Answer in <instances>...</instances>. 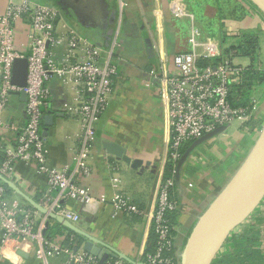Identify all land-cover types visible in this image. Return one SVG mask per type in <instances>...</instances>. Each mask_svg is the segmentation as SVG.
Segmentation results:
<instances>
[{
	"label": "crops",
	"instance_id": "1",
	"mask_svg": "<svg viewBox=\"0 0 264 264\" xmlns=\"http://www.w3.org/2000/svg\"><path fill=\"white\" fill-rule=\"evenodd\" d=\"M19 1L0 0V14L11 2ZM33 1L58 6L61 15L57 20V31L66 33L71 29L76 30L101 48L102 61H111L118 66L119 72L114 79L109 105L96 123V136L89 159L91 172L88 175L75 174L74 178L77 184L88 189L94 197L106 195L111 198L115 192L112 180L119 177L120 189L144 210V215L119 213L114 216L113 207L109 203L92 207L68 199L64 204L80 215V220L75 223L80 228L131 258L143 261L152 243L151 215L159 183L164 177L171 137L167 105L161 94L160 82L152 77L151 71L161 70L163 64L167 70H173V57L177 53L203 50L200 43L195 46L190 43L191 30L186 34L177 25L172 5L176 2L184 7V13H197L195 19H199V28L202 25L210 30L215 26L216 30L211 31L213 34H203L200 39L217 36L221 48H226L227 37L235 39L245 32L256 33L259 36L260 57L264 52L261 45L264 15L246 0H221L222 7L216 3L217 0H207L203 5L201 1L199 6L194 0ZM193 3L198 7L194 8ZM234 6L237 12L232 13ZM202 21L215 23L212 27ZM222 32L227 34L223 41L220 37ZM15 33L16 47L29 54L31 19L25 16L17 20ZM144 33L152 39L153 56L147 51ZM232 46L235 45L228 47ZM49 48L54 52L56 60L61 62L66 43ZM234 55H239L236 49L230 53L233 60ZM47 84L50 95L43 108L42 126L47 161L53 167L72 169L75 166L74 156L80 147L81 128L78 114L69 107L76 104L79 88L58 76H53ZM256 114L259 131L264 123V100ZM46 116L52 117L50 124L46 123ZM4 121L6 124H0V157L14 150L17 144V133L6 125L13 123L22 127L27 121L21 94L12 96L4 112ZM239 135H243L240 130L231 134L225 130L218 134L198 147L181 170L176 197L179 210L174 224L179 259L185 239L195 222L241 163L247 143L243 142L245 139L235 142ZM110 143L121 146L127 156L139 162L137 166L133 167L110 152L107 148ZM8 177L40 203L47 194H50L52 200L59 195V190L49 188L47 176L34 161L17 160ZM8 195L10 199L19 200L24 208L33 210L36 221L44 223L46 228L56 223V220L48 219L15 190L9 191ZM255 212L245 221L243 236L246 241L254 240V246L242 249L240 264H264V210ZM251 230L254 238L248 235ZM69 234V231L63 230L51 241L64 246ZM1 237L0 225V264H44L39 256L40 245L37 241H31L30 246L24 248L27 256L22 263L7 260L1 253ZM48 264H68V256L63 253L52 255L48 258Z\"/></svg>",
	"mask_w": 264,
	"mask_h": 264
},
{
	"label": "built area",
	"instance_id": "2",
	"mask_svg": "<svg viewBox=\"0 0 264 264\" xmlns=\"http://www.w3.org/2000/svg\"><path fill=\"white\" fill-rule=\"evenodd\" d=\"M172 10L174 18H182L185 14L184 7L176 2ZM60 15L57 6L33 0L11 2L0 14V124H6L4 112L12 96L23 90L27 95L25 125H6L17 133V144L14 150H9L0 166V173L9 176L17 160L34 161L47 176L49 188L59 190L57 198L52 200L47 194L41 204L73 223L80 220V215L64 204L68 199L92 207L109 203L114 216L119 213L144 215V210L120 189L119 177L112 180L115 192L111 198L106 195L94 197L75 181V174L88 175L91 172L89 159L96 136V123L109 105L119 70L115 63L102 61L101 48L76 30L58 32L57 20ZM25 16L31 19L29 54L21 52L15 43V22ZM202 36L203 31L193 26L189 41L194 46L200 43L203 50L177 53L173 57V70H167L163 64L161 70L151 71L152 77L160 82L168 110L171 137L166 160L176 165L186 143L219 126L225 125L228 129L238 120L247 121L262 102L255 96L248 106H237L232 102V87L241 83L245 66L223 54L214 37L202 40ZM63 42L66 49L63 60L58 62L49 47L59 46ZM22 57H27L29 63L25 87L14 84L12 80L14 61ZM215 58H218L216 62L201 63L202 59ZM53 76L71 81L79 88L76 104L69 107L78 114L81 128L80 147L74 156L75 166L72 169L53 167L47 161L46 142L42 134L43 108L50 95L47 83ZM175 182V176L163 177L158 186L151 215L158 246L153 252L144 254L143 261L148 264H180L172 232L174 227L170 222V214L179 210V204L172 195ZM0 225L1 253L9 261L22 263L27 256L24 248L30 246L31 241H37L40 245L39 256L44 264H48L50 256L58 253L68 256V264H101L97 256L83 249L59 246L46 239L45 224L36 221L33 210L24 208L17 199H10L1 180ZM107 264L123 262L117 258L108 260Z\"/></svg>",
	"mask_w": 264,
	"mask_h": 264
},
{
	"label": "water",
	"instance_id": "3",
	"mask_svg": "<svg viewBox=\"0 0 264 264\" xmlns=\"http://www.w3.org/2000/svg\"><path fill=\"white\" fill-rule=\"evenodd\" d=\"M264 15V0H250ZM147 51L153 56L154 46L149 34L144 33ZM27 57L17 58L13 64V83L25 87L28 78ZM21 99L25 103L26 92L23 90ZM46 123L50 124L51 116H46ZM227 126H219L210 133L193 140L182 153L175 170V181L181 182V170L193 152L204 143L224 132ZM110 152L119 159L136 167L139 163L124 153L118 144H107ZM0 180L25 198L34 208L46 215L48 219L65 226L69 230L83 237L82 249L98 257L101 264L114 257L125 260L130 264H148L140 261L116 247L83 230L72 221L66 219L53 210L45 207L24 192L8 176L0 173ZM264 201V123L249 152L236 169L227 183L220 189L208 207L199 216L189 232L180 253V264H213L218 253L224 246L231 233L246 221Z\"/></svg>",
	"mask_w": 264,
	"mask_h": 264
},
{
	"label": "trees",
	"instance_id": "4",
	"mask_svg": "<svg viewBox=\"0 0 264 264\" xmlns=\"http://www.w3.org/2000/svg\"><path fill=\"white\" fill-rule=\"evenodd\" d=\"M246 1L256 8V6L250 0H246ZM231 12L232 13L237 12V7L236 6L232 7ZM222 35H223V40H225L227 37V34L225 32H222ZM238 36H239L238 43L235 46H232L231 48H228V47L224 48L223 52L230 56L231 51L233 49H236L239 55L249 57L251 60L250 64L245 66V70H244L241 83L233 85L232 96H231L232 102L235 105L248 106L250 105L253 96L258 97L259 100H264V68L261 66V63L260 64L258 63V59L260 60L259 36L253 32H245ZM217 60L218 58L202 59L201 63L206 64L212 61L216 62ZM258 125H259L258 116L255 113L252 116V120L249 121V125L247 126L250 128L251 131H255L257 130ZM42 126H43V123H42ZM191 142L186 143L182 147V153L185 151V149ZM6 158H7L6 153L0 157V166ZM175 170H176L175 162H172L171 160H167L165 169H164V178L175 176ZM4 185L7 188L8 192L12 190L7 184L4 183ZM178 188L179 186L175 182L172 188V195H173L174 200H176V202H177L176 197H177ZM177 212L178 211L172 212L170 214V222L173 227L176 221ZM131 215H136V214H131ZM63 230H67L70 232L64 245L70 248L78 249L81 243L83 242V237L79 235L78 233H75L69 230L68 228H66L65 226L61 225L58 222L46 228V230L44 231V236L46 239L51 241L54 236L59 235L60 233L63 232ZM172 232L174 234V229ZM151 241L152 243L148 249V252H153L158 246V242H157L158 237H157V234L154 232V230H152L151 232ZM237 258L238 256L236 255V253L233 254L234 263L239 264L241 256H240V259L238 258L239 261L237 260ZM114 259H117V258L112 257L109 260H114ZM121 261L123 262V264H128L125 260L121 259Z\"/></svg>",
	"mask_w": 264,
	"mask_h": 264
},
{
	"label": "rangeland",
	"instance_id": "5",
	"mask_svg": "<svg viewBox=\"0 0 264 264\" xmlns=\"http://www.w3.org/2000/svg\"><path fill=\"white\" fill-rule=\"evenodd\" d=\"M195 3L199 6L200 2L202 1V5L207 3V0H194ZM210 1V0H208ZM212 1V0H211ZM220 3V6L222 7L223 5V2L221 0H217L216 3ZM193 6L194 8H197L198 6H195V4L193 3ZM211 9V8H210ZM186 13V12H185ZM212 13V12H211ZM183 15V14H182ZM197 13H186L181 17L179 18H175L176 20V23L177 25L180 27V29L186 33V34H189L190 33V30L193 28V26H199L197 25V23L199 24V19L197 18V20L195 19V17H197ZM201 23H208L210 26L214 25V21H211V22H201ZM201 25V24H200ZM201 31H203V34H213L211 31L213 30H216V27L214 26V28H204L200 27ZM261 30H257V32H260ZM204 35V36H205ZM219 35V33H218ZM264 35V33L262 34V36ZM221 37V40H223V35L220 36ZM215 40H218L219 37L216 36V38H214ZM219 41V40H218ZM239 41V37H227L226 41H225V46L226 48L231 45V44H234L236 45ZM261 41H262V47L264 48V36L261 37ZM260 45V44H259ZM225 48V47H224ZM224 48H221L222 50ZM229 48V47H228ZM264 51V49H262ZM260 52V51H259ZM262 53V51H261ZM225 55H227L226 53H223ZM261 55V54H260ZM234 61L243 65V66H247L249 65V63L251 62L250 58L249 57H246V56H242V55H234ZM258 63L260 64L261 63V66L264 68V52L262 54V56L260 57V60L258 59ZM252 120V117H250L247 121H243V120H238L237 122H234L227 130L228 132L231 134L232 132H237V130H240L242 131V134L243 135H239L237 138L235 139V142L237 141H242L244 140L243 142L244 143H247V150L245 152V154L241 157V162L244 160L245 156L247 155V153L249 152L251 146L253 145L255 139L257 138V133L258 131L255 130V131H251L250 128L247 126L249 125V121ZM244 136V137H243ZM251 142V145L248 146V143ZM238 144V143H237ZM241 144V143H240ZM200 147V146H199ZM241 164V163H240ZM236 171V170H235ZM234 174V171H232V175ZM259 209L260 210H264V201L261 203V205L259 206ZM257 210L255 212L258 213L260 212V210ZM245 221L239 225L232 233L231 235L228 237L227 241L225 242L224 246L222 247V249L220 250V252L218 253L217 257L215 258L214 260V264H236L234 263V259H233V254L236 253V255L238 256V258L240 259V256H241V252H242V249L246 246L247 248H251L250 246H254V240L250 241V240H245V238L243 237L244 236V233H245ZM253 234L254 232L251 230L248 235L249 236H252L253 237ZM244 250V249H243ZM237 258V260L239 261V259ZM216 262V263H215ZM239 264H240V261H239Z\"/></svg>",
	"mask_w": 264,
	"mask_h": 264
}]
</instances>
